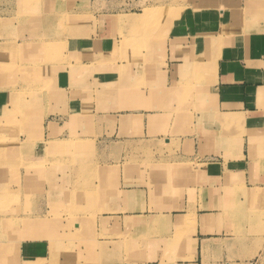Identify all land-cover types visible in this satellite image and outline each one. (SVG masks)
<instances>
[{
	"label": "crops",
	"instance_id": "1",
	"mask_svg": "<svg viewBox=\"0 0 264 264\" xmlns=\"http://www.w3.org/2000/svg\"><path fill=\"white\" fill-rule=\"evenodd\" d=\"M23 2L0 1V120L14 119L20 140L36 141L14 161L31 168L17 176L16 195L45 162L47 192L38 199L94 201L96 232L110 235L94 264H250L262 234L240 229L233 216L264 194V172L248 155V134L264 126V0L144 17L143 26L164 24L155 31L106 15L103 26L77 35L59 32L52 8L22 13ZM121 33L148 36L149 48L133 49L134 38L133 48H120ZM13 87L36 89L15 115L9 101L18 91H6ZM72 135L73 147L59 143ZM5 151L14 159L20 147ZM69 151L84 168L78 183L66 176ZM49 211L37 206L35 215ZM15 247L17 263L37 264L52 246L29 238Z\"/></svg>",
	"mask_w": 264,
	"mask_h": 264
},
{
	"label": "rangeland",
	"instance_id": "2",
	"mask_svg": "<svg viewBox=\"0 0 264 264\" xmlns=\"http://www.w3.org/2000/svg\"><path fill=\"white\" fill-rule=\"evenodd\" d=\"M0 1L2 2L3 0ZM28 1L26 0L28 3L23 2V7L21 9L22 13L28 10L32 15H37L51 11L50 8H52L55 16L53 20H55V26L58 27L59 32L63 31L65 28L71 27V34L77 35L78 32L83 31L82 33L84 34L90 33L97 26H103L104 24L99 23L98 19L102 20L101 17H106V15L123 14L119 16L120 23H125L128 17H134L135 15L142 16L146 14L148 17L176 16L190 5L200 7L209 4L208 2L213 0ZM6 2L10 6L13 0H6ZM150 12H152V14L149 16ZM14 13V11L10 12L12 15ZM144 22H146V20H139L131 26H134L135 29H142L146 26H143ZM17 26L19 29L18 31H21L24 24L20 23L17 24ZM160 26L163 27L164 24L154 23L148 24L146 27H152V31H155V29ZM120 31L121 30H119V32ZM121 35L123 42L120 48H131L132 46L130 47L128 43L133 38V49L143 50L149 48L151 41L146 35V37H144L140 34H132L128 38L122 33ZM50 43L45 42L41 44V48L45 46V48L51 51ZM54 44L55 49H57L56 51L62 52L65 50L63 42H55ZM28 45L34 48L32 43ZM35 90L36 89L30 87L19 89L15 87L7 88L6 91L12 92L13 95L18 91L17 94L19 97L16 99L15 96L13 97L12 95L13 98L11 97L12 100L9 101V106L11 108L9 113L15 115V112L20 113L23 111L26 106L25 102H28L27 98L36 100ZM39 91H42V89H39ZM38 97L40 98L41 96L38 95ZM20 130V125L14 119L0 120V142H2L0 145V175H2V183L0 185H2L3 188V191L0 192V229L3 228L2 231L0 230V264H20L17 263V253H15L17 247L15 246L17 243L29 238H46L50 241L52 246L49 259L40 261L37 264H94V256L92 255H94L96 251H98L100 261L107 252V243L102 242V238H109L110 235L108 233L96 232V224L101 217L95 215L94 211L89 209L94 201H80L75 198L62 201L38 199V196L40 197L43 193L45 194L47 192L45 188L48 181L47 169L46 167H39L46 166L45 162L35 167L38 176H35L34 183L30 180H25L23 184V195L21 196L20 193L16 195L14 190H16L15 185L19 180H17V176L20 175L22 168L26 171L25 174L27 176L31 168L23 162L21 167H16L14 161L16 158L24 161L23 155L21 157L22 151H29L34 147L36 142L32 139L22 142L20 140ZM237 132H240V130L236 129V135L232 134V143H234L238 137L240 138ZM76 140L78 141L77 137L72 135L69 140H61L59 143L62 142L73 147ZM16 145L20 147V152L15 153L16 157L14 159L9 160L5 150L7 147H12L14 150ZM68 153L72 154V157H70L71 162L68 163L69 174L66 176L71 180L75 176V180H77L78 183L80 178L84 176V168L79 167L78 153H76V156L72 151ZM11 154L14 156V153ZM248 155L250 160L255 162L260 167V170L264 172V126L248 134ZM18 163L19 162H17V164ZM75 167H77V169L74 173L73 170ZM77 187L78 185L73 187L72 190L74 193L77 192ZM261 192L264 193V188L261 189ZM37 206L40 208H45V206H47L50 211L43 215H35ZM5 213H7V215H5ZM233 217L238 220V227L241 226L240 229L244 228V224H250L259 230L258 233L262 234L263 245L253 259V263L264 264V197L257 198L248 209H245L243 203H239L237 212ZM46 221L50 224L48 225ZM76 223L80 224V228ZM32 224L35 226L33 231L31 229ZM46 226H50L49 231Z\"/></svg>",
	"mask_w": 264,
	"mask_h": 264
},
{
	"label": "bare ground",
	"instance_id": "3",
	"mask_svg": "<svg viewBox=\"0 0 264 264\" xmlns=\"http://www.w3.org/2000/svg\"><path fill=\"white\" fill-rule=\"evenodd\" d=\"M24 1H26V0H24ZM28 1V0H27ZM152 14V12H150V14H149V16ZM144 17H148L146 14L145 15H142V16H134V17H128L127 18V20H128V22L130 21L132 24H134V23H137L139 20H144ZM257 98V100H258V96L256 97ZM2 144V142H0V145ZM261 193V192H260ZM264 197V194L261 196V195H259L257 198L259 199V198H263ZM77 225H78V227H79V223H76Z\"/></svg>",
	"mask_w": 264,
	"mask_h": 264
},
{
	"label": "built area",
	"instance_id": "4",
	"mask_svg": "<svg viewBox=\"0 0 264 264\" xmlns=\"http://www.w3.org/2000/svg\"><path fill=\"white\" fill-rule=\"evenodd\" d=\"M250 264H254V263H253V260L250 262Z\"/></svg>",
	"mask_w": 264,
	"mask_h": 264
}]
</instances>
